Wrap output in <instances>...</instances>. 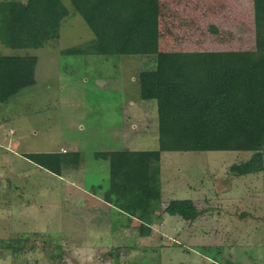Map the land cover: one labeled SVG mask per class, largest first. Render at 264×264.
I'll use <instances>...</instances> for the list:
<instances>
[{
    "label": "rangeland",
    "instance_id": "rangeland-1",
    "mask_svg": "<svg viewBox=\"0 0 264 264\" xmlns=\"http://www.w3.org/2000/svg\"><path fill=\"white\" fill-rule=\"evenodd\" d=\"M160 12L164 52L256 49L254 0H160ZM93 39L72 12L42 47L0 41V55L37 57L35 83L0 102V264H264V169H233L252 152L162 153L161 200L143 225L113 198L105 214L94 209L93 187H116L103 155L156 150L159 127L157 102L140 99L137 79L155 55L65 53ZM52 150L68 167L60 179L26 157ZM177 199L200 215L166 213Z\"/></svg>",
    "mask_w": 264,
    "mask_h": 264
},
{
    "label": "trees",
    "instance_id": "trees-1",
    "mask_svg": "<svg viewBox=\"0 0 264 264\" xmlns=\"http://www.w3.org/2000/svg\"><path fill=\"white\" fill-rule=\"evenodd\" d=\"M64 1H1L0 41L13 49L42 47L58 35L61 21L75 12L94 39L65 53L156 57L155 68L141 70L137 79L140 99L157 102L158 149L104 154L116 186L105 191L106 200L113 198L115 206L145 224L161 200L158 175L167 151H247L252 157L233 169L239 175L264 169V0H254L256 49L216 52L160 51V0H67L72 9ZM36 63L33 55H0V102L35 83ZM58 156L26 155L51 171L56 166L60 171L65 164ZM164 211L185 221L200 215L191 199L171 200ZM44 245L48 242L43 240Z\"/></svg>",
    "mask_w": 264,
    "mask_h": 264
},
{
    "label": "crops",
    "instance_id": "crops-1",
    "mask_svg": "<svg viewBox=\"0 0 264 264\" xmlns=\"http://www.w3.org/2000/svg\"><path fill=\"white\" fill-rule=\"evenodd\" d=\"M25 2V1H24ZM160 15H161V12H160ZM159 50L164 52L163 49H162V42L160 41V44H159ZM177 51H208V50H202V49H188V50H170V51H167V52H177ZM147 114H145L146 116ZM1 123V122H0ZM135 124L133 123L132 124V127H134ZM137 126V125H136ZM2 134V130L0 128V135ZM63 149V147L61 148V150ZM66 149V148H64ZM58 150H52V151H47V152H57ZM63 153H65V151L62 150ZM164 153V152H163ZM37 167H39V169H44L43 167L39 166L36 164ZM73 166V165H72ZM65 168H68L67 165L61 163V165L59 166V169L60 171H57L58 170V166L55 167V170L56 171H51L49 169L45 170L47 173H49L51 176L57 178V179H60L61 176H63L62 172ZM46 169V168H45ZM106 186H104L101 182L100 183H97L94 187H93V193H90V194H87V196L89 195L90 198H92L93 200V203H91V205L93 206L94 204V209L95 210H98V212H103L105 214V211H106V207L103 206V205H106L105 204V190L103 191L102 189L105 188ZM95 189V190H94ZM104 199V201H103ZM103 206V207H102ZM92 207V208H93ZM101 223V222H100ZM35 234H39L36 230V232H34ZM104 244V243H103ZM55 246H58L59 244H54ZM92 246V245H91ZM95 246V245H93Z\"/></svg>",
    "mask_w": 264,
    "mask_h": 264
},
{
    "label": "built area",
    "instance_id": "built-area-1",
    "mask_svg": "<svg viewBox=\"0 0 264 264\" xmlns=\"http://www.w3.org/2000/svg\"><path fill=\"white\" fill-rule=\"evenodd\" d=\"M64 151H66V150H64Z\"/></svg>",
    "mask_w": 264,
    "mask_h": 264
}]
</instances>
